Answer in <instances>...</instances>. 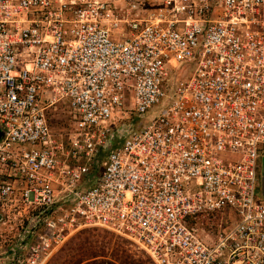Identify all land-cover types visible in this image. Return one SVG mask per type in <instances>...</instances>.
<instances>
[{
    "label": "built area",
    "instance_id": "built-area-1",
    "mask_svg": "<svg viewBox=\"0 0 264 264\" xmlns=\"http://www.w3.org/2000/svg\"><path fill=\"white\" fill-rule=\"evenodd\" d=\"M263 157L264 0H0V264H264Z\"/></svg>",
    "mask_w": 264,
    "mask_h": 264
},
{
    "label": "rangeland",
    "instance_id": "rangeland-1",
    "mask_svg": "<svg viewBox=\"0 0 264 264\" xmlns=\"http://www.w3.org/2000/svg\"><path fill=\"white\" fill-rule=\"evenodd\" d=\"M190 67L180 65L177 79H184ZM65 115L54 114V124L63 127ZM14 241L0 245V254ZM46 264H151L148 258L126 240L100 229L88 228L75 233L48 259Z\"/></svg>",
    "mask_w": 264,
    "mask_h": 264
},
{
    "label": "water",
    "instance_id": "water-1",
    "mask_svg": "<svg viewBox=\"0 0 264 264\" xmlns=\"http://www.w3.org/2000/svg\"><path fill=\"white\" fill-rule=\"evenodd\" d=\"M260 192L264 196V157L260 161Z\"/></svg>",
    "mask_w": 264,
    "mask_h": 264
}]
</instances>
